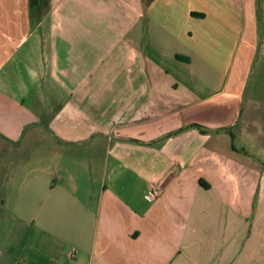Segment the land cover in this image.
<instances>
[{"label": "crops", "instance_id": "0c3cea01", "mask_svg": "<svg viewBox=\"0 0 264 264\" xmlns=\"http://www.w3.org/2000/svg\"><path fill=\"white\" fill-rule=\"evenodd\" d=\"M0 264H264V0H0Z\"/></svg>", "mask_w": 264, "mask_h": 264}, {"label": "trees", "instance_id": "16d2710c", "mask_svg": "<svg viewBox=\"0 0 264 264\" xmlns=\"http://www.w3.org/2000/svg\"><path fill=\"white\" fill-rule=\"evenodd\" d=\"M177 58L180 59V60H183V61H188V58L180 56V55H177ZM200 183H201V185L203 187H206L205 184L202 181H200Z\"/></svg>", "mask_w": 264, "mask_h": 264}, {"label": "built area", "instance_id": "2783aa9c", "mask_svg": "<svg viewBox=\"0 0 264 264\" xmlns=\"http://www.w3.org/2000/svg\"><path fill=\"white\" fill-rule=\"evenodd\" d=\"M149 194H150V196H155L157 193H156L154 190H151V191L149 192Z\"/></svg>", "mask_w": 264, "mask_h": 264}]
</instances>
